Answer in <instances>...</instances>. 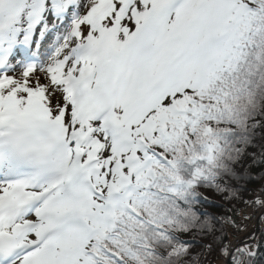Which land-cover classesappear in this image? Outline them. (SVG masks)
I'll return each mask as SVG.
<instances>
[{
	"label": "snow or ice",
	"instance_id": "snow-or-ice-1",
	"mask_svg": "<svg viewBox=\"0 0 264 264\" xmlns=\"http://www.w3.org/2000/svg\"><path fill=\"white\" fill-rule=\"evenodd\" d=\"M72 35L77 58L0 76V150L34 167L0 181V264H229L227 235L179 243L176 168L264 89V0H86Z\"/></svg>",
	"mask_w": 264,
	"mask_h": 264
},
{
	"label": "trees",
	"instance_id": "trees-1",
	"mask_svg": "<svg viewBox=\"0 0 264 264\" xmlns=\"http://www.w3.org/2000/svg\"><path fill=\"white\" fill-rule=\"evenodd\" d=\"M225 127L228 130L219 133L220 150L211 163L199 158L178 162L176 203L188 212L183 220L187 231L179 234V243L195 252L209 235L217 239L227 235L230 241L241 236L239 249L253 246L255 241V255H244L245 264H264V207L252 202L254 192L264 186V95L257 94L254 105L235 127ZM244 201L251 213L257 212V218L250 229L233 231L223 220L233 217L241 228L246 227L249 221L243 219L247 208ZM232 252L229 264L233 259L239 264L238 257L246 253L235 249ZM201 264H205L203 258ZM212 264L219 261L213 259Z\"/></svg>",
	"mask_w": 264,
	"mask_h": 264
},
{
	"label": "rangeland",
	"instance_id": "rangeland-1",
	"mask_svg": "<svg viewBox=\"0 0 264 264\" xmlns=\"http://www.w3.org/2000/svg\"><path fill=\"white\" fill-rule=\"evenodd\" d=\"M15 1H21L23 3V7L25 10L26 4L31 2V1H34V0H15ZM40 1L45 3L47 8H49V9H54L55 8L54 6L58 5L59 2L61 1L62 3L67 5L66 8L64 9V11H67V8H68V11L76 10L79 12L80 15L82 14V11L84 9V5L86 2V0H40ZM23 11L16 10L14 6L12 7V9L10 11H7L5 9V1L0 0V17L8 25V26L6 25L7 26L6 28H8V30H9V28L12 29V32H18L17 30H21L24 28L26 23H25V19L22 18V12ZM47 12L49 13V10ZM14 19H16V20H14ZM55 25H59V23H57V19L54 20V22H52L51 25L46 24V25H43L42 27L52 28ZM56 28H57V31L55 30V32H59L56 35V37L57 36L58 37L55 38V36L52 34L53 32L49 31V28H47L46 32L48 33V36L42 42V46L49 47V50L46 51L47 56L49 55L47 58V61H46V65L55 57L58 48H61L64 45H68V47H69L72 44H76L75 38L70 37L67 33L68 26H65V25L60 26L59 25ZM46 65L44 64V66H46ZM37 68L38 67H36V69ZM19 74H21V72H19V73L15 72L12 68L7 72L0 73V76H4V75L15 76V75H19ZM243 213H244L243 215L250 214L251 213L250 207H247L243 211ZM255 215L257 217V212L251 213L248 217V221H249L250 217H255ZM253 223H254V219L251 218L250 221L246 224V227L244 226L242 229H244V228L250 229V227H252ZM244 232H242V233H244ZM232 241H234V239ZM249 247H253V246H248L247 248L243 247L241 249H239V246H237L235 248V250H240V251L246 252L247 251L246 249H248Z\"/></svg>",
	"mask_w": 264,
	"mask_h": 264
},
{
	"label": "built area",
	"instance_id": "built-area-1",
	"mask_svg": "<svg viewBox=\"0 0 264 264\" xmlns=\"http://www.w3.org/2000/svg\"><path fill=\"white\" fill-rule=\"evenodd\" d=\"M251 218H253V219H254V221H255V219H256V215H255V217H250V218H249V221H250V219H251ZM240 238H241V236H239L238 238L234 239V241H233V242H236V243H237V245H238V243H239V241H240Z\"/></svg>",
	"mask_w": 264,
	"mask_h": 264
},
{
	"label": "bare ground",
	"instance_id": "bare-ground-1",
	"mask_svg": "<svg viewBox=\"0 0 264 264\" xmlns=\"http://www.w3.org/2000/svg\"><path fill=\"white\" fill-rule=\"evenodd\" d=\"M44 63H45V61H44ZM44 65V64H43ZM43 65H40L39 66V68H43ZM23 70H21V68H17V69H15V72H22Z\"/></svg>",
	"mask_w": 264,
	"mask_h": 264
},
{
	"label": "clouds",
	"instance_id": "clouds-1",
	"mask_svg": "<svg viewBox=\"0 0 264 264\" xmlns=\"http://www.w3.org/2000/svg\"><path fill=\"white\" fill-rule=\"evenodd\" d=\"M260 94L264 95V89L261 90Z\"/></svg>",
	"mask_w": 264,
	"mask_h": 264
}]
</instances>
